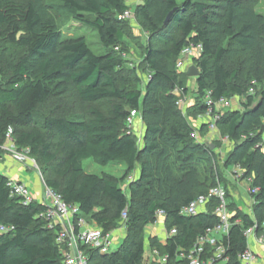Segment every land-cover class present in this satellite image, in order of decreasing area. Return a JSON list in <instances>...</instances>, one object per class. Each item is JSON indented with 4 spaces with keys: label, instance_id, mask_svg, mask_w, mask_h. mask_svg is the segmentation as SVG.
Returning <instances> with one entry per match:
<instances>
[{
    "label": "trees",
    "instance_id": "trees-1",
    "mask_svg": "<svg viewBox=\"0 0 264 264\" xmlns=\"http://www.w3.org/2000/svg\"><path fill=\"white\" fill-rule=\"evenodd\" d=\"M127 8L125 0H0V146L11 128L14 147L29 150L45 187L77 205L80 217L104 233L121 226L127 209L118 249L101 254L83 247L88 264H145L147 247L167 256L152 264H186L179 253L219 223L217 201L194 216L180 211L222 184L214 150L196 140L188 117L208 113L213 120L220 100L244 98L240 109L214 121L216 133L232 145L223 168L239 170L235 180L250 179L249 188L257 189L249 191L250 213L227 205L230 229L221 243L229 264H239L248 248L246 230L254 229L264 240V15L251 0H141L134 16L148 36L142 65L149 78L142 86L140 76L125 68L128 20L119 17ZM55 16L96 30L106 53L96 55L84 38L64 37ZM191 44L202 46L194 58L202 101L183 113L174 92L186 93L184 71L178 72L176 64ZM70 92L88 104L83 115L39 110ZM99 103L106 104L105 110ZM130 110L140 112L139 143L137 134L127 133ZM211 122L201 126L200 136ZM86 159L126 169L119 178L87 174ZM7 182L0 173V264H63L59 227L48 229L39 217L46 207L34 199L23 204ZM159 211L165 214L164 230L176 229L165 242L145 237Z\"/></svg>",
    "mask_w": 264,
    "mask_h": 264
},
{
    "label": "built area",
    "instance_id": "built-area-1",
    "mask_svg": "<svg viewBox=\"0 0 264 264\" xmlns=\"http://www.w3.org/2000/svg\"><path fill=\"white\" fill-rule=\"evenodd\" d=\"M128 8L119 17L120 19L128 20L133 17L130 6L133 0H125ZM138 1V0H137ZM140 1V0H139ZM130 3V4H129ZM119 49L116 47L115 51ZM202 52V46L189 45L186 46L180 54V59L176 64L178 72H183L187 68L184 66L186 58H199ZM123 57H125L123 55ZM252 89L249 90L251 94ZM226 100H220L216 105H224ZM208 105L211 102L208 100ZM178 104V102H177ZM219 114L213 118V122L209 125L210 131H214V121L218 119ZM138 121L141 122L140 112L138 110H130L126 119L127 133H134V128ZM12 129L9 128L6 133V143L0 146V151L3 155L10 157L14 162L23 166L24 168H38L33 158L29 156L27 148L17 149L12 141ZM197 138L196 133L193 134ZM142 137V135H141ZM141 137L138 142L141 141ZM38 178L44 186L43 196L39 203L46 208L39 214V217L46 222L48 229L59 227L57 241L64 246L62 249L63 264H88V256L81 248H90L99 251L101 254L109 253V247L114 243V238L111 237L113 231L104 233L99 227L90 225L84 218L80 217L79 207L77 205H69L62 200V197L56 192L45 187L42 175L37 171ZM238 178L235 177V179ZM135 179L132 175L127 178V184ZM250 183V179L246 181ZM126 184V185H127ZM7 187L12 195L19 196L23 199V204H28L32 200V195L29 187L24 182H16L8 179ZM251 193L257 192V189H250ZM217 201L214 209V214L218 217L219 223L212 229H208L205 233L199 236L192 247L187 251L179 253V258L184 260L186 264H229V257H225V249L221 240L226 236L230 229V212L227 208L226 191L223 186L218 184L208 191L207 194L199 196L196 200L189 203L180 211L181 215L194 216L205 210L206 205L212 200ZM157 221H164L165 214L159 211L156 214ZM121 228H124V222L127 219V209L121 213ZM176 234V229H171L169 232L165 231L164 241ZM248 248L239 256V264H254L257 254L252 249V245H260L264 247V240L262 237H257L254 234V229H248L244 233ZM148 254L156 256L159 261L164 262L167 256H159L156 251H147Z\"/></svg>",
    "mask_w": 264,
    "mask_h": 264
},
{
    "label": "rangeland",
    "instance_id": "rangeland-1",
    "mask_svg": "<svg viewBox=\"0 0 264 264\" xmlns=\"http://www.w3.org/2000/svg\"><path fill=\"white\" fill-rule=\"evenodd\" d=\"M17 2H26L27 0H15ZM181 3L183 0H178ZM126 2V1H125ZM141 0H133L130 9L132 11L133 17L128 19V29H127V37L125 38L123 44L128 49V53L125 54V68L129 70H134L138 76H140L142 80V86L146 83L147 79L149 78V74L144 70V66L142 65V49L146 47L148 42V36L145 32H143L134 16V8L138 4H140ZM130 4V3H129ZM252 8L259 14L264 15V0H251ZM57 26L64 37H74V38H84L87 44L89 45L90 49L96 55H104L106 53V49L103 48L100 44L98 33L96 30L81 26L80 24L74 22L71 19L66 17H59L55 16ZM184 66L188 68L189 66H195V59L194 58H186L184 61ZM186 70H184L182 81L184 82V87L186 88V93L184 95L181 94L178 90H175V95L177 96L178 106L183 113H185L186 109L190 107L194 103L201 102L196 94V83L195 78L186 77L185 76ZM142 88V87H141ZM207 102V99H206ZM245 102L244 98H232L230 100H226L224 105H215L213 107V115L216 114H223L230 110L240 109L241 103ZM88 104L81 103L74 92H70L62 98H57L48 102L46 105L41 106L39 110L42 113L47 112H56L57 114H62L63 116L73 118L83 115L85 109L87 108ZM102 110H105V103L96 104ZM58 108L56 111L55 108ZM213 116V117H214ZM212 115L200 114L195 117H188L192 127L196 133V140L202 143H208L210 146H213L212 150H214L216 155V168L221 176V186H225L228 192V200L227 205L233 206L234 208H240L241 210L247 212L251 211V198L248 191V186L246 181H236V175L239 177L241 173L236 174L239 170L233 169H224L223 162L226 156L229 154L232 145L230 143L225 142L219 135L216 133V129L214 131L206 132L203 136L199 135V130L201 126L209 124L211 122ZM213 122V120H212ZM141 122L138 121L137 126L134 128V133L140 138L142 135V128ZM139 138L137 140H139ZM221 140V142H220ZM141 142V141H140ZM139 143V142H138ZM37 165V164H36ZM83 169L87 174L93 175H102V174H110L115 177H121L125 172V166L122 164L117 163H110L105 166H101L96 164L92 159H86L82 163ZM21 168L26 169L28 174L30 175V183H33V179L37 175V171L40 173L42 172L41 167L37 165L36 168H24L20 165ZM33 173V174H32ZM133 177L137 176V171H134L132 174ZM127 180L124 182V186H127ZM42 187V186H41ZM43 188V187H42ZM225 189V188H224ZM229 203V204H228ZM228 208V207H227ZM229 210V209H228ZM232 209L230 207L231 212ZM232 214V212H231ZM87 222V221H86ZM88 223V222H87ZM90 225H93L89 222ZM159 223L156 222L154 225H150L146 228L145 237H157L159 240H162L165 237V231L161 228L153 229V226H157ZM155 230V231H154ZM124 228L119 227L117 230H114L111 234V237L114 238V243H112L109 247V252H114L118 249L120 244L122 243L123 236H124ZM146 250V260L145 264H152L156 262H160L159 258L156 256H152L151 254L147 253ZM262 251V252H261ZM258 252L261 253L260 257L257 255L254 264H264V250Z\"/></svg>",
    "mask_w": 264,
    "mask_h": 264
},
{
    "label": "crops",
    "instance_id": "crops-1",
    "mask_svg": "<svg viewBox=\"0 0 264 264\" xmlns=\"http://www.w3.org/2000/svg\"><path fill=\"white\" fill-rule=\"evenodd\" d=\"M140 124H141L142 132H143V125H142V123H140ZM136 171L138 173V170H136ZM0 173L5 175L6 177H8V179H10V180H13L16 182H24L29 187V189L31 191L32 199L39 202L40 198H42L44 186L41 184L38 176L36 177V175L32 173L33 176H35V178L33 179V183H30L31 178H30V175L28 174V172L26 171V169L21 168L20 165L17 164L16 162H14L10 157L3 155V154L0 155ZM247 186H248V190H249V184L248 183H247ZM251 204H252V201L250 203V206H251ZM247 212L250 213L251 211L250 212L247 211ZM159 223L160 224H158L157 226H153V229L161 228L164 230V221H159ZM160 241L165 242L164 237ZM252 249L254 250V252L257 255H259L258 257H260L261 253L258 254V252L261 250H264V247H261L260 245L253 244ZM147 250L149 251L148 247H147Z\"/></svg>",
    "mask_w": 264,
    "mask_h": 264
},
{
    "label": "water",
    "instance_id": "water-1",
    "mask_svg": "<svg viewBox=\"0 0 264 264\" xmlns=\"http://www.w3.org/2000/svg\"><path fill=\"white\" fill-rule=\"evenodd\" d=\"M172 15V12L169 14V16L167 17L165 23H167L169 20H170V17ZM186 76L187 77H191V78H196L198 77L199 75V71L197 69L196 66H189L187 69H186V72H185ZM210 148L212 149L213 146H210Z\"/></svg>",
    "mask_w": 264,
    "mask_h": 264
}]
</instances>
